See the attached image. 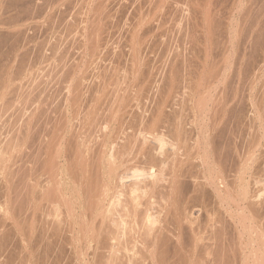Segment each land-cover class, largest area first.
<instances>
[{"label":"bare ground","instance_id":"1","mask_svg":"<svg viewBox=\"0 0 264 264\" xmlns=\"http://www.w3.org/2000/svg\"><path fill=\"white\" fill-rule=\"evenodd\" d=\"M142 1H147V4H148L147 7L148 8H145V9H148L147 12L144 14L141 11H139L141 13L137 12L138 15L135 18L131 17L133 19V21L129 20V23L127 22V25H125V26L122 25L121 29L119 26V29H120L119 30V34H120L119 36L121 38L116 33L118 28L116 31L114 30L116 27L114 29H110V26L108 25L110 20L107 18L108 13H106L105 11H99V9L102 5L99 7V9L97 8L99 12H96V14L93 17H91L92 18V21L90 19V21L92 22L91 26L88 25V23H90V22H88L89 18H88V21L86 20L88 22V23L86 22L88 26L84 25L85 22L83 23L84 27L81 25V27H83V29L80 28V29H82V31L80 30L81 35L83 37L82 39H86V40L85 41L83 40L82 42H81V40L79 41V43L81 42L80 44H78V45H80V49H81L79 57L77 58V56H76V60L74 59L73 62L70 61L69 64L66 62V64H68L67 65V68H68L67 72H68V74H70L67 76H70L71 80H70V84L67 85L68 87L67 88L64 87V90H66L67 93H66V95L63 94L64 96L62 95L63 96V98L61 99L62 105H61V108H59L60 110L58 112V115L54 118V120L51 121L47 117V119H49V120L46 122H44V120H43V123H45V124L47 122L48 123L46 125L44 124L45 126L40 125V127H42L40 129V127H37L38 123L42 119V117L40 119V115H41V113L46 114L47 112H41L39 114V116H37L38 113H36V112L33 113V111H36V108H32V106H31V109L32 110L34 109V110L33 111L31 110L32 112H30L29 115H27V116H25V114H23V116H25V118L22 117V118H24L22 120V124H20L21 122L20 123L17 122V124L19 126L18 125H16V126H18V128L14 129L13 128L14 125H13L12 127H10V132L6 129L9 132L7 134L5 132L6 130L4 129V126L6 124L4 123V121H2L4 118H6L5 115L7 113H5V115L3 116L4 111L1 110L2 108L0 109L3 112L2 113L0 111L1 112L0 113V264H14L15 261H17V264H39L40 261H42L41 255H39V252L37 253V251H41L40 250L41 248L40 249L36 248L35 249L36 251L34 250V248H35L34 246H38V244L33 245L34 243L29 242L28 243L29 245H25L28 237H30V239H31V235H28V234H30L31 232L33 233V231L28 233L24 230V221H26V219L23 220L24 216H22L24 214L26 215V213H24V211H26V208H27L25 206L26 205L28 206V204H26L27 200L29 198L28 192L30 194H31V192H33L31 194V196L34 193H36L39 196L41 195L40 198H42L43 194H45V193L47 194V192H49V191H54V193L56 194L55 190H58V189H56L58 187L59 188L58 191H59L60 198H61L60 201H62L66 205V208H67V210H64V211H68L69 209L71 210L72 207L74 209L75 206H72V201H70L69 198H67L66 195L62 193V185L63 184L60 181V178L57 177L58 172H59L57 169L59 168L60 165L61 166L64 165L63 167H65L63 170L64 171V177L69 174V178L73 182L72 183L73 186H71V187H72V190H74L73 194L76 195L78 201L80 202V207L83 208V211H85V212L87 211V214L92 219L96 220V224H95L96 227H94L95 225L93 226L94 229L91 231L90 234L85 235L84 232L81 233V235L77 234L79 237L78 240L83 239L86 244L88 243V248H91V247L93 248L94 252L91 251L93 253L92 254L93 255L92 262H95L93 264H96V263L97 264H145L148 261L147 259H150L151 261L150 260L149 261L153 264L156 263V261H154L155 259L153 258V256L155 254V251H157V250H155L156 247H154V246L158 243H163L164 240H168L167 230L169 229L166 226L168 228L166 230V227L164 226V224H165L164 220L166 218L163 219L164 222L161 220L164 224L159 225L160 219H162V218H160V216L161 215L167 216V215H163V214H165L169 211V207L172 208L171 204H170L171 202L172 203L174 202L172 206H174L175 207L174 209H177L179 212L180 208L179 209L177 208L179 206H176L175 201L176 202L181 201V200L183 201L184 198L186 199L187 197H185V196L188 195V191L192 192V191H196L198 189H203L206 186H209V187L211 186L213 190L210 192H213L212 193L213 196L210 195L209 193L208 194H209V196L214 198L213 200L218 202V205L220 203L222 205L225 204L224 207H230L234 204L235 208L238 209L239 215L241 214L240 210H239V208L241 209V207H240L241 204H244L245 207H248L251 210H253V209L258 210L259 211V212L257 211L258 215H259V213L260 214L264 213V203L257 200V198H259V196H261V195H259L260 193L257 194L258 193L256 191L257 189L256 190L253 189V185L257 182V180H255V179L260 177L261 175H264V165L262 164L263 161H262L261 155L260 156H261L262 162L259 163L258 161H256V157L254 155L255 150L252 151L248 148V151L246 154H244V152H243L244 156H241L242 153L239 154L238 152H236L237 154L234 156L232 154V156H230V158L227 159L225 164H220L221 167L218 164L213 163L215 166L216 165L219 166V167L217 166V168H214L210 164L209 165L207 164L206 158L203 156L204 154L203 155L201 154V150H200L202 148L201 147V144H202L201 139L203 137V134L208 135V133H209V132L207 133V130L205 129L206 124H204V126H203L204 121L201 122L202 119L204 120L205 118L208 117V116L206 117V114H205L206 108L204 107L207 104L203 106L201 104V102H199L198 100L195 102L193 100V97H194V94L196 93V91H195L197 88L196 86H198L197 84L199 83V81H198L199 76H201V73L203 75L205 65L208 62V61L206 62L207 57H209L208 55L212 56V54H210V53H212L213 51L212 52L208 51L209 50L208 48L209 47H210V49L214 48L213 46H215L217 43L216 38L214 39V34L216 31L215 26H217V25L212 20L210 21L209 18L206 17V15H203V13L199 17L195 16V15H194L195 17H193V12L191 11V9H189L190 12H192V13H190V15H192V17H186V19L184 18L186 21L185 23L180 22L182 24V26L184 24V26H183L184 29H180V32H181V36L185 35V37L187 39V43H186L185 42L186 39H185V37H183V39H185L184 42L186 43V46H187L186 50L189 48L188 46H190L192 43H195L197 41L201 42L202 46H201L200 53L205 52L204 55H206V56H202L203 55V53H202V55H201L202 58L199 57L202 60V62L196 63L198 65H195V63H193V55H191V54H193V51H195V50H192L193 48H190L192 50V51L191 50L189 51L190 54L188 53V51L185 54H183L182 51L181 52L179 51L180 50L179 48L178 49L176 48L174 50L172 48L173 46L171 47L173 50L167 48L164 55H162V57H163L162 59H161V57H160V59L158 57L159 60L156 59L157 61H154L151 59L152 58L151 55L153 52H155V51H153L154 44L158 43L157 42L158 39L155 41L154 36H156V33L159 31L157 29L158 26H159V28L162 27L163 25L161 26V24L164 21L163 18L160 17L159 14L157 15V11L161 7L162 8L164 6H165V8L168 7V5L166 2L167 0H142ZM111 2H112V0H111ZM169 5H170V3H169ZM190 5H193V4H190ZM91 7H93V6H91ZM171 7H172V5H171ZM138 9H139V7H138ZM138 9L136 8V10H138ZM21 10H23V8H21ZM175 10H176V8H175ZM127 11L129 12V10H127ZM167 11H169V10L167 9ZM134 13H132V14H134ZM88 14H91V13L88 12ZM162 14H164V13H161V15ZM188 14H189V12H188ZM208 14H209V12H208ZM121 15H122V13H121ZM166 17H167V15H166ZM207 18L209 21H207ZM12 19H10V20H12ZM72 19H74V18H72ZM80 19H81V17L78 20L79 22H80ZM107 19L109 20V22ZM0 20H1V18H0ZM82 21H85V20L82 19ZM178 21H179V18H178ZM164 23H165V21H164ZM171 25L172 24L168 25V27ZM72 26H74V25L72 24ZM172 26H174V25H172ZM182 26H181V28H182ZM76 27H77V25H76ZM166 27H167V25H166ZM162 28H165V27H162ZM162 28H160V29H162ZM156 29L158 31H156L155 34H153L154 30H156ZM171 29H172V27H171ZM231 29H232V25H231V28H229L227 25L226 28L224 29V30H226L225 31L226 34H223V35H227V38L225 36L223 37V38H226L225 43L231 40L230 34L233 31V30L231 31ZM164 30H166V29H164ZM164 30H162V31L164 32ZM19 31H20V29H19ZM75 31H77V30H75ZM115 33L117 34L116 36H118L119 39H117V37L115 36ZM173 33H175V31ZM196 33L198 34V37L196 36ZM67 34H70V33H67ZM163 34H162V36H163ZM168 34H166V35H168ZM170 34H171V31H170ZM72 35H73V33H72ZM159 36H161V35H159ZM165 36L163 39H165ZM177 37L179 39V36H177ZM199 37H202V39L201 40L197 39ZM68 38H70V37H68ZM18 39H20V38L18 37ZM166 39H165V41L159 40V44L161 47L159 45L158 46L160 48H162V50H164L163 47L165 46V42L167 41ZM188 42L190 43L189 45H188ZM223 42H224V40H223ZM24 43H25V40H24ZM11 44H12V42H11ZM51 44H54V42ZM199 44L200 43H198V45ZM69 45H70V43H69ZM179 45H181V44H179ZM193 45H191V47ZM47 47H48V45H47ZM62 47H63V45H62ZM71 47H73V46H71ZM156 47H157V44H156ZM203 48H204V51H203ZM226 49L224 48V50H226ZM7 50H9V48ZM54 50L56 51L55 48H54ZM64 50H65V48H64ZM64 50H63V52H64ZM66 50H68V49H66ZM13 51H14V49H13ZM183 51H185V50H183ZM60 52H62V51H60ZM223 53H224V51H223ZM62 55L60 57H63ZM56 56H57V51H56ZM213 56H214V54H213ZM195 57H196V55H195ZM227 57H229V56H227ZM66 59L68 60V57ZM65 60H63L61 63H64ZM106 60H107V62H106L107 64L104 63V61H106ZM212 61H213V59H212ZM58 62H60V61H58ZM25 63H24V65H25ZM115 63L116 64L117 63L118 64L123 63V68L125 69V74L124 75L122 74V77L120 75L121 79L119 78V76L117 77V75L119 74V72H121L122 68L120 69V71H118V74H116L117 73L116 71L118 69L116 70L117 66L115 67ZM204 63H205V65H204ZM55 64H56V62H55ZM21 66H23V65H21ZM63 66H64V64H63ZM120 66H122V64H120ZM65 68H63V69L65 70ZM223 68H225V67H223ZM61 70H62V66H61ZM98 71H99L100 75L102 73L101 76L99 75ZM123 71L124 70L122 69V73H123ZM8 72H10V71H8ZM62 72H63V70H62ZM95 72H97V74L99 75V76H97L99 80L96 79L97 74L94 75ZM29 73H28V75H29ZM93 75L96 77L95 79L97 81H94V79H93V82H91V84H88V80H90V78L94 77ZM11 77H12V73H11ZM8 81L9 80L2 73V75H0V101H1V99H3V96L5 95L6 91H8V88H9L8 87L9 84L7 83ZM90 81H92V80H90ZM58 82H60V81L58 80ZM200 82H201V79H200ZM218 82H219V80H218ZM194 84H196V85H194ZM199 84H201V83H199ZM19 87L17 89H19ZM10 89H11V91H13L12 88H10ZM130 89H132V90H130ZM198 89H200V88L198 87ZM206 90H208V89H206ZM15 91H16V88H15ZM261 94H262V92H261ZM195 95H197V94H195ZM203 95H204V93H203ZM36 97H37V95H36ZM203 97H205V95ZM215 97H217V96H215ZM203 99H201V100L203 101ZM208 99L210 100L211 98H208ZM218 99H220V98H218ZM231 99H233V98H231ZM205 100H206V98H205ZM223 103H224V101H223ZM7 104L8 103H6L5 106H7ZM209 104H210V102H209ZM218 104H221V102ZM59 105H57V107ZM260 105H261V103H260ZM44 106L45 105L43 104V107ZM225 106L227 107V110H225L226 109L225 108V109H222L221 111L222 112L223 111H228V112L230 111L231 112L230 107H228L229 105L226 104ZM225 106H223V107H225ZM1 107H3V106L1 105ZM3 109H5V108H3ZM51 109H53V107ZM212 109H210V110L212 111ZM8 110H10V109L8 108ZM39 110H41V109L39 108ZM39 110L37 112H39ZM21 111H22V109H21ZM21 111H20V113H21ZM232 111H234V109ZM48 112H49V110H48ZM212 112H214V111H212ZM212 112H210L211 115H212ZM12 113H14V111ZM223 113L225 114V112H223ZM43 114H42V116H43ZM45 114H44V118H45ZM207 115H208V113H207ZM214 115L215 114H213V116ZM2 116L4 118H2ZM260 116L261 115H259V117ZM18 118H19V116H18ZM213 118H216V117H213ZM217 118H219V117H217ZM7 119H8V117H7ZM10 119H12L11 116H10ZM47 119H45V120H47ZM15 120H17V119H15ZM210 120H211V122L208 120L210 123L214 122V119H213V121H212V118ZM256 120H257V118H256ZM263 120H264V118H263ZM216 122H217V120H216ZM206 123H208V122L206 121ZM235 123H236V121L234 122V124ZM9 124H11V123H9ZM48 124H49V126H48ZM253 124L255 125L254 121H253ZM263 124H264V122H263ZM211 125L213 126V124H211ZM203 127H205V128L203 129ZM255 127H254V129H255ZM36 128L37 129L39 128L42 131L41 134H43V135H39L40 131L38 132L36 130ZM207 129H210V127ZM213 129H214V126H213ZM254 129H253V131H254ZM3 130H5V131H3ZM215 130H216V128H215ZM217 130H218V126H217ZM262 130H263V133L259 134V137L257 135L258 132H256L257 138H259V139L264 138V129L262 128ZM36 131L38 132V134H35ZM3 132H5V134H3ZM226 133L224 135H226ZM210 134L211 133H209V135ZM248 134H249V132H248ZM36 135H39V136H36ZM220 135H222V134H220ZM43 136L45 138H43ZM254 136H255V134H254ZM206 137L207 136H205V138ZM230 138H232V137H230ZM253 138H255V137H253ZM212 139L209 140V142L212 141ZM254 140L255 139H253V141ZM227 141H229V140H227ZM203 142H205V141H203ZM249 142H250V139H249ZM258 142H259V140H258ZM258 142L255 141V143H258ZM214 144H215V142H214ZM246 145H248V144H246ZM253 145H254V142H253ZM222 146L220 147V149L222 148ZM250 146H251V144L249 145V147ZM209 147H210V144H209ZM212 147H210V148H212ZM215 147H216V145H215ZM261 147L264 148V143H262ZM235 148H237V147H235ZM215 150H217V147L215 148ZM218 151H219V148H218ZM218 151H217V153H218ZM225 151H227V150L225 149ZM14 152L16 155L15 154L13 155ZM204 152H205V150H204ZM231 152H233V151L231 150L229 155H231ZM245 152H246V149H245ZM34 153L35 154L37 153V154L35 155ZM206 154H208V152ZM224 154H227V153H224ZM34 155H35V160H36V157L38 159L37 163H42L40 165L44 164L49 169L54 170V172L51 171V173H53V174L49 173L51 175L50 178L47 177V179H46L48 182V184L46 183L47 185L44 184L43 186L42 185L40 186L39 182H38V184L36 183V185H33V183H31V182L29 183V181H30L29 177L31 176V172H32L31 170L33 169V167L31 169H29L31 166V164H30L29 168L27 169L26 163L28 161L30 162V160L32 158L34 160ZM257 155H259V154H257ZM14 156H16V157H14ZM210 156H211V154H210ZM15 159H17V160H15ZM218 159H219V157H218ZM60 161H61V164H60ZM18 162H19V164H18ZM216 162H218V160ZM220 163H222V162H220ZM142 164L145 166H142ZM14 165L15 166L17 165V169L14 168ZM28 165H29V163H28ZM192 167H194L195 171L192 170ZM35 168H36V166H35ZM35 168H34V170H35ZM40 168H41V166H40ZM42 169H43V166H42ZM44 169H45V167H44ZM60 169H61V167H60ZM38 172H40V171H38ZM46 173H47V171H46ZM14 175H15V177L17 175V180H15V181H14V179H15ZM58 178H59V181L56 182L58 180ZM261 179H263V178H261ZM42 181H43V179H42ZM53 184L56 185V188L53 187ZM67 185H69V184H67ZM257 185L258 184H256L255 186H257ZM36 186H38L39 189L36 190V188H38ZM30 189H31V192H30ZM203 192H204V189H203ZM36 194H34V196L36 197V200H37L38 196H36ZM50 194H53V193H50ZM257 195H258V197H257ZM57 196H58V193H57ZM46 197H48V195H46ZM195 197H197V196H195ZM202 197L203 196L201 195V198ZM32 198H34V197L32 196ZM49 198H51V196ZM29 199H31V198H29ZM157 199L160 200L159 202H161V201H163V202L159 203ZM197 199H198V197H197ZM205 199H206V194H205ZM74 200H75V198H74ZM31 201H33V200H31ZM60 201H58V203H57L58 205H59ZM185 201H184V203H186ZM28 203H30V202L28 201ZM35 203H32L33 205H31L33 207L32 214H34V212L37 209L42 208L41 206L39 207V204L36 201H35ZM47 203H48V201H47ZM52 203H53V200H52ZM209 203H211V201ZM194 204H196V203H194ZM206 204H207V202H206ZM54 205L56 206V204H54ZM180 205L183 206V204H180ZM188 205H190V204H188ZM202 205H201V207H202ZM29 206H30V204H29ZM207 206L209 207V205H207ZM203 207H204V205H203ZM213 207H215V206H212V209H213ZM188 208H190V207H188ZM199 208H200V206H199ZM56 209L57 210H54V212L56 211V215H57V211L59 209L57 207H56ZM249 209H247V211L246 210L245 211L248 212ZM186 210L184 212H186ZM205 210H207V209H205ZM243 210H244V208H243ZM163 211H165V213ZM181 211L182 212H180V213L182 215L183 210H181ZM199 211H200V209H199ZM214 211H216V210H214ZM229 211H231V209ZM255 211H253V212H255ZM79 212L81 213V211H79ZM162 212H163V214H161ZM170 212H171V210H170ZM178 212H173V213L176 214ZM234 212H235V210H234ZM250 212H251V216H252V214L253 215L255 214L252 211H250ZM250 212H249V214H250ZM44 213H46V212H44ZM60 213H63V210ZM73 213H74V211H73ZM73 213H72V216H73ZM218 213H223V211L222 212L219 211ZM69 214H67L68 219H69ZM83 214H85V213H83ZM233 214H235V213H233ZM184 215H183V218H184ZM30 216H31V214H30ZM21 217H23V218H21ZM64 217L66 219V216H64ZM78 217H80L79 214H78ZM170 217L172 218V216H170ZM170 217H169V219L166 220L167 221L166 223L172 222V221H170ZM202 217H204V216H202ZM237 218H239V217L236 216V219ZM248 218H250V216H248ZM65 219H63V220H65ZM88 219H89V217H88ZM176 219H175V221H178V223H176V222L175 223L180 224L182 219H179V217L178 218L176 217ZM187 219H188V217H187ZM250 219H257V218H250ZM57 220H58V218H57ZM172 220H174V216H173ZM191 220H192V218H191ZM216 220H218V219H216ZM58 221H55V222L58 223ZM61 221H62V219H61ZM67 221H69V220H67ZM208 221H205V222H208ZM230 221H232V220H230ZM255 221H257V220H255ZM258 221H260V220H258ZM27 222H25V223H27ZM32 222L34 223V221H32ZM65 222L66 221H64L63 223L65 224ZM81 222H83V221H81ZM93 222H95V221H93ZM68 223L70 225L71 221ZM68 223H67V225H68ZM236 223H238V222H236ZM240 223L243 224V225H240V224L239 225L241 227L242 226L244 227L243 229L249 235V237L251 236V238H253L252 232L254 233L255 229H252V228H253L254 224L252 223L253 226H251L250 225L251 223L250 224L246 223L244 216L240 220ZM257 223H259V222H257ZM62 224H59V225H62ZM71 224H74V223H71ZM82 224H84V223H82ZM170 224L172 225V223H170ZM186 224L188 225V223H186ZM262 224H263V222H262ZM262 224H261V226H262ZM173 225H175V224H173ZM181 225L182 224H180V226ZM257 225L259 226V224H257ZM29 226L30 225H28V227ZM70 226H69V228H70ZM180 226H178V227L180 228ZM58 227H57V229H58ZM80 227L82 230V227L84 228V225H82V226L80 225ZM89 227H90V225H89ZM175 227H177V226H175ZM188 227H189V225H188ZM42 228L44 229V226ZM190 228L191 227H189V229ZM259 228L262 229V227H259ZM60 229H61V227H60ZM243 229H242V233H243ZM256 229H257V227H256ZM70 230H72V229H70ZM169 230H170V232L172 231V229H169ZM173 230H174V227H173ZM219 230H220V228H219ZM35 231L36 230H34V233H35ZM54 231H56V228ZM83 231H84V229H83ZM234 232L237 233V231H234ZM191 233H193V232H191ZM191 233H190V235H191ZM194 233L191 235L190 243L193 244L196 248V246L197 247L200 246L199 244L201 242L199 243V240H201V239L196 237L197 233L196 234H194ZM215 233H216V231H215ZM256 233H257V231H256ZM261 233H258L257 235L259 237L263 236L264 233H263V235ZM70 234H72V233L69 232V235L67 237H69ZM36 235H38V234H36ZM170 235L171 234H169V236ZM243 235H245V234H243ZM12 236H13V238H15L14 236H16L18 242L20 243L19 245H17V247L15 246L16 250L18 252L16 250H14L13 247H10L11 241H14V240H12L13 239ZM63 236H64V234H63ZM177 236L178 235H176L175 237L177 238ZM240 236L238 235V237H240ZM258 236H256V237L258 238ZM40 237H41L40 242H42L44 239L42 240L41 235H40ZM198 237H199V234H198ZM242 237L243 236H241V238ZM56 239H57V237H56ZM72 239H73V237H72ZM179 239L180 238H178L176 240H179ZM183 239H181V241ZM233 239H234V237H233ZM239 239H238V244H239ZM254 239H256V238L254 237ZM261 239H263V241H264V238H261ZM172 241H170V242H172ZM33 242H34V240H33ZM69 242H71V239L69 240ZM140 242H142V243L145 242L147 244H141ZM36 243H37V240H36ZM90 243H92V245ZM138 243H140L141 245H145V246H143V249H145V251L142 254H141V252H142L141 249L138 248ZM243 243H245V242H243ZM260 243H261V241H260ZM15 244H17V242ZM79 244H80V241H79ZM201 244L204 245L203 243H201ZM205 244H206V242H205ZM249 244H251V243H249ZM168 245H170V244H168ZM168 245H164V246H168ZM176 245H178V244H176ZM193 245L190 247H193ZM263 245H264V243L261 245V247ZM48 246L49 245L47 244L46 247H48ZM83 246H82V248H83ZM158 246H160V245L158 244ZM186 246H187V244H186ZM39 247H40V245H39ZM42 247H43V249L46 250V248L44 246H42ZM177 247H179V246H177ZM181 247H182V245H181ZM181 247H179V248H181ZM10 248L11 249L13 248L14 251H12ZM73 248H74V245H73ZM223 248L224 247H222V249ZM256 248L258 249V247H256ZM162 249H164V248H162ZM209 249H211V248H209ZM48 250H50V249H48ZM90 250H92V249H90ZM159 250H160V248H159ZM185 250H186V248H185ZM251 250H252V247H251ZM160 251L158 253H160ZM181 252H182V249H181ZM184 252H183V256H184ZM192 252L193 251H191V254H192ZM41 253L43 254V252H41ZM76 253H77V251H76ZM189 253H190V251H189ZM193 253H195V251ZM213 253L215 254V252H213ZM218 253H219V251H218ZM254 253H256V251ZM45 254L46 253H44V256H47ZM87 255H88V253H87ZM160 255H161V257L165 258V256H162V254H160ZM160 255L158 256V254H156V256H158L159 258H160ZM198 255L199 254H196L197 258H198ZM247 256H248V253H247ZM77 258H79V257H77ZM87 258H91V256L87 257ZM179 259H180V257H179ZM191 259L195 260V256H194V258H191ZM199 259H201V258H199ZM254 259H255V257H254ZM86 260L88 261V259H86ZM162 260H161V264H162ZM243 260H245V259H243ZM256 260H258V259H256ZM144 261H146V262L144 263ZM224 261H227V260H224ZM185 262H187V261L185 260ZM198 262H199V260H198ZM157 263H159V261ZM169 263H170V261H169ZM90 264H91V259H90ZM165 264H167V263H165ZM172 264H174V263L172 262Z\"/></svg>","mask_w":264,"mask_h":264},{"label":"rangeland","instance_id":"2","mask_svg":"<svg viewBox=\"0 0 264 264\" xmlns=\"http://www.w3.org/2000/svg\"><path fill=\"white\" fill-rule=\"evenodd\" d=\"M14 1V2H13ZM132 1V2H131ZM140 1V2H139ZM10 2V3H9ZM118 2V3H117ZM167 5L168 7L165 8V6L162 8H160L157 11V15L159 14L160 17L163 18V23L161 24L162 28L160 29L158 26V30H154L153 34H155L156 31H158L156 33V36H154L155 41L157 40L158 43L157 47L156 44H154L153 47V52L151 55V59L154 61H157L163 58L162 55H164L165 51L168 49H180L179 51L183 54H185L187 51L190 54V48H193V63H195V65H198L196 63L198 62H202V60L200 58H202V56H206L204 55L205 52L200 53L201 51V42L197 41L195 43H192L191 45H193L191 47L188 46L189 50L186 46L187 43V39L185 37V35L181 36V32L180 29H184V24L182 26L181 23H185V19L186 17H192V15H190V13L193 12V17L195 16H200L202 15H206V17L209 18V20L215 22V24L217 26L216 27V31L214 34V39L216 38V47L213 46L214 48L210 47L208 48L211 55H208L209 57H207V64L205 65V69L203 71V75L201 73V76H199V83L201 84H197L198 86H196V93L197 95L194 94L193 100L196 102L197 100L199 102H201V104L206 108L205 110V114L206 117L204 120L202 119L201 122H203V126L204 124L205 127H203V129L205 128L207 130V133H211L209 135H204L202 137V144H201V154L206 158L207 164L213 166L214 168H217V166L219 165L221 167L220 164H225V162L227 161L228 158H230V156L236 155L238 152L239 154H241V156H244V154L247 153L248 148L252 151L255 152V157H256V161H258L259 163H261L264 165V148L261 147L262 143H264V138H257V135L259 137V134L263 133L262 128L264 129V0H167ZM190 2V3H189ZM96 3V4H95ZM98 3V4H97ZM101 3V4H100ZM143 3V4H142ZM170 3V5H169ZM196 3V4H195ZM193 4V5H190ZM103 7H102V6ZM132 5V6H131ZM142 5V6H141ZM146 5V6H145ZM147 1H142V0H0V75H3L9 80L7 83L8 85V91H6L5 95L3 96V99H1L0 101V109L2 111H4L3 116L5 115V113H7L5 115L6 118H4L2 116V118L4 119L2 121H4V123L6 124L4 126V129L8 130L10 132V127L16 129L18 128V123L22 124V120L25 118V116L29 115L30 112H32L33 110L32 108H36V111H33L38 113L37 116H39V114L41 112H47L45 114V118H44V114L41 113L40 115V119L42 117V119L40 120V122L38 123L37 127H40V125L45 126L46 124L43 123L48 121L49 119L52 121L54 120V118L58 115L59 112V108H61L62 105V98L64 95H66V90H64V87L67 88L68 84H70V75L68 74L67 70V65L70 63V61H74V59L76 60V56L77 58L79 57L80 54V44L83 40L85 41L86 39H82V35H81V31L84 27V25H88L91 26V21L92 18L96 12L99 11H105L106 13H108V25L110 26V29H114L115 27V31L117 30V34L118 36L119 34V30L121 29L122 25H127V22L129 23V20L133 19L131 17H136L138 15L137 12L141 11L142 13H146L148 9L147 7ZM172 5V7H171ZM189 5V6H188ZM6 6V7H5ZM15 6V7H14ZM93 6V7H91ZM101 6V7H100ZM105 6V7H104ZM139 9H138V7ZM179 6V7H178ZM4 7V8H3ZM91 7V8H90ZM100 7V9H99ZM126 7V8H125ZM129 7V8H128ZM135 9H134V8ZM204 7V8H203ZM21 8H23V10H21ZM99 11H98V9ZM125 10H124V9ZM136 8L138 10H136ZM141 8V9H140ZM176 8V10H175ZM4 9V10H3ZM90 9V10H89ZM106 9V10H105ZM134 9V10H133ZM163 9V10H162ZM167 9L169 11H167ZM192 12H190V10ZM193 9V10H192ZM197 9V10H196ZM201 9V10H200ZM18 10V11H17ZM20 10V11H19ZM93 10V11H92ZM129 10V12L127 11ZM208 10V11H207ZM11 11V12H10ZM186 11V12H185ZM4 12V13H3ZM23 12V13H22ZM83 12V13H82ZM91 13V14H88ZM128 12V13H127ZM135 12V13H134ZM139 12V13H141ZM189 12V14H188ZM196 12V13H195ZM206 12V13H205ZM209 12V14H208ZM78 13V14H77ZM82 13V14H81ZM122 13V15H121ZM134 13V14H132ZM161 13H164L161 15ZM74 14V15H73ZM131 14V15H130ZM179 14V15H178ZM184 14V15H183ZM72 15V16H71ZM135 15V16H134ZM167 15V17H166ZM190 15V16H189ZM195 15V16H194ZM209 15V16H208ZM4 16V17H3ZM12 16V17H11ZM84 16V17H83ZM87 16V17H86ZM110 16V17H109ZM129 16V17H128ZM175 16V17H174ZM178 16V17H177ZM181 16V17H180ZM213 16V17H212ZM80 22L78 21L79 18ZM112 17V18H111ZM3 18V19H2ZM6 18V19H5ZM14 20H13V19ZM74 18V19H72ZM85 18V19H84ZM89 18V21H88ZM179 18V21H178ZM185 18V19H184ZM207 18V21H209ZM211 18V19H210ZM12 19V20H10ZM20 21H19V20ZM85 20V21H82ZM91 19V21H90ZM112 19V20H111ZM184 19V20H183ZM9 20V21H8ZM75 20V21H74ZM88 22H87V21ZM173 20V21H172ZM15 21V22H14ZM82 21V22H81ZM184 21V22H183ZM8 22V23H7ZM73 22V23H72ZM77 22V23H76ZM86 24H85V23ZM124 22V23H123ZM170 22V23H169ZM181 22V23H180ZM3 23V24H2ZM7 23V24H6ZM18 23V24H17ZM84 23V25H83ZM112 23V24H111ZM120 23V24H119ZM126 23V24H125ZM9 24V25H8ZM69 24V25H68ZM72 24L74 26H72ZM174 25V26H169L168 25ZM230 24V25H229ZM17 25V26H16ZM30 25V26H29ZM77 25V27H76ZM81 25L83 27H81ZM87 25V26H88ZM117 25V26H116ZM167 25V27H166ZM228 25L229 28H231L232 25V29L231 31L235 30L234 32L232 31V33L230 34L231 36V40L225 43V39L227 38V35H223L226 34L224 30L226 28V26ZM33 26V27H32ZM120 26V29H119ZM182 26V28H181ZM19 27V28H18ZM32 27V28H31ZM35 27V28H34ZM79 27V28H78ZM112 27V28H111ZM172 27V29H171ZM8 28V29H7ZM23 28V29H22ZM73 30H72V29ZM75 28V29H74ZM82 28V29H80ZM175 28V29H174ZM177 28V29H176ZM3 29V30H2ZM20 29V31H19ZM68 29V30H67ZM166 29V30H164ZM77 30V31H75ZM81 30V31H80ZM164 30V32L162 31ZM169 30V31H168ZM19 31V32H18ZM166 31V32H165ZM171 31V34H170ZM175 31V33H173ZM3 32V33H2ZM10 32V33H9ZM22 32V33H21ZM70 34H67V33ZM224 32V33H223ZM25 33V34H24ZM73 33V35H72ZM115 33V36L117 35ZM161 33V34H160ZM168 34V35H164V34ZM178 33V34H177ZM163 34V36H162ZM261 34V35H260ZM15 35V36H14ZM17 35V36H16ZM77 35V36H76ZM161 35V36H159ZM233 35V36H232ZM81 36V37H80ZM117 37V39H119V37ZM158 36V37H157ZM165 36V39L167 40L165 42V46L163 47L164 50H162V48H160V44H159V40L162 41L165 39H163ZM179 36V39L178 37ZM181 36V37H180ZM196 36L198 37V34L196 33ZM226 38H223V37ZM3 37V38H2ZM18 37L20 39H18ZM28 37V38H27ZM70 37V38H68ZM74 37V38H73ZM183 37H185V39H183ZM233 37V38H232ZM15 38V39H14ZM87 38V37H86ZM121 38V37H120ZM153 38V39H154ZM161 38V39H160ZM170 38V39H169ZM181 38V39H180ZM2 39V40H1ZM17 39V40H16ZM76 39V40H75ZM79 39V40H78ZM116 39V40H117ZM177 41H176V40ZM197 39H202V37H199ZM15 40V41H14ZM25 40V43H24ZM75 40V41H74ZM81 40V42L79 43V41ZM171 40V41H170ZM185 40V42H184ZM224 40V42H223ZM77 41V42H76ZM119 41V40H118ZM12 42V44H11ZM16 42V43H15ZM54 44H51L53 43ZM66 44H65V43ZM70 45H69V43ZM76 42V43H75ZM190 42V41H189ZM188 42V45L190 44ZM230 42V43H229ZM14 43V44H13ZM19 43V44H18ZM61 43V44H60ZM63 43V44H62ZM176 43V44H175ZM185 43V44H184ZM198 43H200L198 45ZM224 43V44H223ZM16 44V45H15ZM181 44V45H179ZM184 44V45H183ZM228 44V45H227ZM11 47H10V46ZM19 45V46H18ZM48 45V47H47ZM54 45V46H53ZM65 50H64V48ZM160 47H159V46ZM52 46V47H51ZM59 46V47H58ZM66 46V47H65ZM73 46V47H71ZM80 49H78L77 47ZM173 46V47H172ZM227 46V47H226ZM9 50H7L8 48ZM58 47V48H57ZM71 47V48H70ZM172 47V48H171ZM175 47V48H174ZM204 47V46H203ZM226 50H224V48ZM232 47V48H231ZM27 48V49H26ZM49 48V49H48ZM54 48L57 51V56H56V51L54 50ZM63 48V49H62ZM77 50H76V49ZM184 48V49H183ZM14 49V51H13ZM25 49V50H24ZM29 49V50H28ZM54 51H53V50ZM62 49V50H61ZM68 49V50H66ZM172 49V50H173ZM185 51H183V50ZM200 49V50H199ZM215 49V50H214ZM16 50V51H15ZM51 50V51H50ZM62 52H60V51ZM64 50V52H63ZM74 50V51H73ZM160 50V51H159ZM191 50V51H192ZM228 50V51H227ZM20 51V52H19ZM53 51V52H52ZM66 51V52H65ZM70 51V52H69ZM204 51V48H203ZM224 51V53H223ZM9 52V53H8ZM13 52V53H12ZM15 52V53H14ZM19 52V53H18ZM76 52V53H75ZM160 52V53H159ZM227 52V53H226ZM23 53V54H22ZM63 55H62V54ZM67 53V54H66ZM74 53V54H73ZM168 53V52H167ZM200 53V54H199ZM209 53V52H208ZM229 53V54H228ZM9 54V55H8ZM26 54V55H25ZM41 54V55H40ZM46 54V55H45ZM156 54V55H155ZM214 54V56H213ZM224 54V55H223ZM227 54V55H226ZM16 55V56H15ZM21 55V56H20ZM48 55V56H47ZM55 55V56H54ZM63 57H60V56ZM65 55V56H64ZM159 55V56H158ZM167 55V54H166ZM196 55V57H195ZM202 55V56H201ZM46 56V57H45ZM55 58H54V57ZM225 56V57H224ZM229 56V57H227ZM15 57V58H14ZM41 57V58H40ZM43 57V58H42ZM49 57V58H48ZM60 57V58H59ZM68 57V60L66 59ZM75 57V58H74ZM159 57V59H158ZM200 57V58H199ZM45 58V59H44ZM58 58V59H57ZM44 59V60H43ZM66 59V60H65ZM157 59V60H156ZM213 59V61H212ZM226 59V60H225ZM63 60H65L64 63H61ZM201 60V61H200ZM60 61V62H58ZM69 61V62H68ZM218 63H217V62ZM26 62V63H25ZM56 62V64H55ZM66 62L68 64H66ZM106 61H104L105 64ZM25 63V65H24ZM50 63V64H49ZM61 63V64H60ZM213 63V64H212ZM227 63V64H226ZM64 64V66H63ZM120 64H122V66H120ZM120 64H116L115 63V67H116V74H118V71H120V69L122 68L124 71L122 73V69L121 72H119V74L117 75V77L119 76V78L121 79L122 74H125V69L123 68V63ZM4 65V66H3ZM23 65V66H21ZM56 65V66H55ZM59 65V66H58ZM62 66V70H61V66ZM119 65V66H118ZM226 65V66H225ZM41 66V67H40ZM48 68H47V67ZM52 66V67H51ZM55 68H54V67ZM58 66V67H57ZM3 67V68H2ZM6 67V68H5ZM13 67V68H12ZM23 67V68H22ZM45 67V68H44ZM66 67V68H65ZM119 67V68H118ZM225 67V68H223ZM17 68V69H16ZM59 68V69H58ZM65 68V70L63 69ZM4 69V70H3ZM20 69V70H19ZM24 69V70H23ZM45 69V70H44ZM58 69V70H57ZM10 71V72H8ZM12 71V72H11ZM59 71V72H58ZM65 71V72H64ZM6 72V73H5ZM18 72V73H17ZM30 72V73H29ZM55 72V73H54ZM58 72V73H57ZM67 72V73H66ZM256 72V73H255ZM11 73H12V77H11ZM23 73V74H22ZM29 73V75H28ZM64 73V74H63ZM99 73V71H98ZM121 73V74H120ZM6 74V75H5ZM57 74V75H56ZM66 74V75H65ZM97 72L94 73V75H96ZM222 74V75H221ZM224 74V75H223ZM8 75V76H7ZM16 75V76H15ZM18 75V76H17ZM20 75V76H19ZM93 75V76H94ZM100 75V73H99ZM98 74L96 75L99 76ZM102 75V73H101ZM100 75V76H101ZM121 75V77H120ZM58 76V77H57ZM62 76V77H61ZM67 76V77H66ZM221 76V77H220ZM255 76V77H254ZM9 77V78H8ZM24 77V78H23ZM69 77V78H68ZM95 76L90 78V80H88V84H91V82L97 81L99 80L98 77L96 78ZM201 77V78H200ZM15 78V79H14ZM57 78V79H56ZM97 80H96V79ZM204 78V79H203ZM14 79V80H13ZM23 79V80H22ZM63 79V80H62ZM68 79V80H67ZM201 79V82H200ZM259 79V80H258ZM58 80L60 82H58ZM219 80V82H218ZM69 81V82H68ZM10 82V83H9ZM13 84H12V83ZM17 82V83H16ZM43 82V83H42ZM207 82V83H206ZM250 82V83H249ZM15 83V84H14ZM67 83V84H66ZM12 84V85H11ZM64 84V85H63ZM218 84V85H217ZM11 85V86H10ZM14 85V86H13ZM18 85V86H17ZM23 85V86H22ZM196 85V84H194ZM17 86V87H16ZM20 86V87H19ZM61 86V87H60ZM252 86V87H251ZM16 91H15V88ZM19 87V89H17ZM59 87V88H58ZM198 87L200 89H198ZM213 87V88H212ZM13 91H11V89ZM21 88V89H20ZM204 89V90H203ZM208 89V90H206ZM225 89V90H224ZM7 90V89H6ZM61 90V91H60ZM132 90V89H130ZM251 90V91H250ZM68 91V90H67ZM15 94H14V93ZM40 92V93H39ZM262 92V94H261ZM11 93V94H10ZM13 93V94H12ZM205 97H203L204 95ZM222 93V94H221ZM233 93V94H232ZM64 94V95H63ZM210 94V95H209ZM213 94V95H212ZM37 95V97H36ZM63 95V96H62ZM203 95V96H202ZM209 95V96H208ZM217 97H215V96ZM12 96V97H11ZM35 96V97H34ZM49 96V97H48ZM228 96V97H227ZM235 96V97H234ZM252 96V97H251ZM6 98V99H5ZM35 98V99H34ZM204 98V99H203ZM206 98V100H205ZM208 98H211L210 100ZM220 98V99H218ZM233 98V99H231ZM31 101H30V100ZM42 99V100H41ZM50 99V100H49ZM203 99V101L200 100ZM217 101H216V100ZM233 100V101H232ZM259 100V101H258ZM30 101V102H29ZM56 101V102H55ZM205 101V102H204ZM210 104H209V102ZM212 101V102H211ZM219 101V102H218ZM224 101V103H223ZM231 101V102H230ZM47 102V103H46ZM204 102V103H203ZM214 102V103H213ZM221 104H218L220 103ZM7 104V106H5V104ZM31 103V104H30ZM45 105L43 107V104ZM46 103V104H45ZM212 103V104H211ZM258 103V104H257ZM261 103V105H260ZM34 104V105H33ZM53 104V105H52ZM60 104V105H59ZM217 104V105H216ZM229 105L228 107H230L231 112L229 113L228 111H223L225 112V114L221 111L222 109L227 110V107L225 105ZM1 105L3 107H1ZM57 105H59L57 107ZM219 105V106H218ZM259 105V106H258ZM28 106V107H27ZM211 106V107H210ZM225 106V107H223ZM262 106V107H261ZM38 107V108H37ZM53 107V109L51 108ZM212 109V112L210 109ZM5 108V109H3ZM8 108L14 113H12L10 110H8ZM26 110H24V109ZM39 108L41 110H39ZM50 108V109H49ZM204 108V109H205ZM220 108V109H219ZM18 109V110H17ZM22 109V111H21ZM46 109V110H45ZM234 109V111H232ZM0 110V111H1ZM7 110V111H6ZM29 110V111H28ZM32 110V111H31ZM39 110V112H37ZM49 110V112H48ZM217 110V111H216ZM261 110V111H260ZM1 111V112H2ZM6 111V112H5ZM21 111V113H20ZM24 111V112H23ZM57 111V112H56ZM208 111V112H207ZM0 112V113H1ZM54 112V113H53ZM212 112V115L211 113ZM220 112V113H219ZM228 112V113H227ZM3 113V112H2ZM16 113V114H15ZM208 113V115H207ZM223 113V114H222ZM23 114H25V116H23ZM43 114V116H42ZM50 114V115H49ZM210 114V115H209ZM213 114H215L213 116ZM241 114V115H240ZM243 114V115H242ZM255 116H254V115ZM2 115V114H1ZM47 115V116H46ZM245 115V116H244ZM259 115H261L259 117ZM10 116L12 119H10ZM14 116V117H13ZM19 116V118H18ZM51 116V117H50ZM234 116V117H233ZM263 116V117H262ZM24 117V118H22ZM47 117L49 119H47ZM212 121L214 119V122H211V118ZM216 117V118H213ZM219 117V118H217ZM236 117V118H235ZM239 117V118H238ZM247 117V118H246ZM39 118V117H38ZM224 118V119H223ZM254 118V119H253ZM257 118V120H256ZM260 118V119H259ZM11 121H10V120ZM17 119V120H15ZM47 119V120H45ZM223 119V120H222ZM226 119V120H225ZM235 119V120H234ZM9 120V121H8ZM20 120V121H19ZM210 122H209V121ZM217 120V122H216ZM206 121L208 123H206ZM236 121V123L234 124V122ZM253 121L255 123V125L253 124ZM16 122V123H15ZM249 122V123H248ZM3 123V124H4ZM11 123V124H9ZM42 123V124H41ZM215 123V124H214ZM228 123V124H227ZM258 123V124H257ZM261 123V124H260ZM45 124V125H44ZM208 124V125H207ZM213 124V126L211 125ZM217 124V125H216ZM219 124V125H218ZM18 125V126H16ZM230 127H229V126ZM253 125V126H252ZM257 125V126H256ZM261 125V126H260ZM7 126V127H6ZM49 126V124H48ZM216 126V127H215ZM217 126H218V130H217ZM233 126V127H232ZM238 126V127H237ZM251 126V127H250ZM256 126V127H255ZM263 126V127H262ZM9 127V128H8ZM210 129H207L209 128ZM229 127V128H228ZM235 127V128H234ZM257 130H255L254 129ZM42 127H40L41 129ZM216 128V130H215ZM12 129V128H11ZM13 129V130H14ZM39 129V128H38ZM36 128V130L40 133L39 135H43L41 134V130H38ZM254 129V131H253ZM3 130V131H5ZM5 131L7 134L9 133L8 131ZM209 130V131H208ZM252 130V131H251ZM36 131L35 134H38V132ZM214 131V132H213ZM217 131V132H216ZM245 131V132H244ZM5 132H3V134H5ZM227 132V133H226ZM232 132V133H231ZM235 132V133H234ZM242 132V133H241ZM249 132V134H248ZM256 132L257 135H256ZM226 133V135H224ZM229 133V134H228ZM231 133V134H230ZM222 134V135H220ZM228 134V135H227ZM233 134V135H232ZM255 134V136H254ZM36 135V136H39ZM215 135V136H214ZM250 135V136H249ZM205 136H207L205 138ZM225 136V137H224ZM234 136V137H233ZM238 136V137H237ZM211 137V138H210ZM232 137V138H230ZM251 137V138H250ZM255 137V138H253ZM42 138V137H41ZM43 138H45L43 136ZM208 138V139H207ZM214 140H213V139ZM221 138V139H220ZM226 138V139H225ZM241 138V139H240ZM209 142V140H211ZM231 139V140H230ZM250 139V142H249ZM253 139H255L253 141ZM229 140V141H227ZM243 142H242V141ZM259 140V142H258ZM261 140V141H260ZM205 141V142H203ZM208 141V142H207ZM215 144H214V142ZM237 141V142H236ZM249 143H248V142ZM258 142V143H255ZM223 142V143H222ZM227 142V143H226ZM231 142V143H230ZM245 142V143H244ZM254 142V145H253ZM205 143V144H204ZM229 143V144H228ZM239 143V144H238ZM260 143V144H259ZM208 144V145H207ZM210 144V148L209 147ZM213 144V145H212ZM226 144V145H225ZM236 144V145H235ZM238 144V145H237ZM241 144V145H240ZM248 144V145H246ZM251 144V146L249 147V145ZM257 144V145H256ZM215 145L217 147V150H215ZM223 145V146H222ZM228 145V146H227ZM235 145V146H234ZM240 145V146H239ZM246 145V146H245ZM209 148H208V147ZM219 146V147H218ZM222 146V150L220 149V147ZM245 146V147H244ZM248 146V147H247ZM257 146V147H256ZM226 147V148H225ZM230 149H229V148ZM237 147V148H235ZM239 147V148H238ZM208 148V149H207ZM219 148V151H218ZM243 150H242V149ZM254 148V149H253ZM262 148V149H261ZM224 149V150H223ZM225 149L227 151H225ZM234 149V150H233ZM246 149V152H245ZM257 149V150H256ZM208 154H206L205 152ZM229 150V151H228ZM231 155L230 154V151ZM238 150V151H237ZM242 150V151H241ZM211 151V152H210ZM215 151V152H214ZM218 151V153H217ZM222 153H221V152ZM244 152V154H243ZM258 152V153H257ZM263 154H262V153ZM227 153V154H224ZM235 153V154H234ZM15 154V152L13 153V155ZM35 154V153H34ZM37 154V153H36ZM35 154V155H36ZM211 154V156H210ZM221 154V155H220ZM259 154V155H257ZM16 155V154H15ZM35 155H34V160L33 158L30 160V162L28 161L26 163L27 165V169L29 168L30 164V168L31 169L33 167V169L31 170V176L29 183H33V185H36V183L40 184V186L44 185V184H48L47 182V177L50 178V174L51 171L54 172L53 169H49L46 165H40L42 163H37L38 159L36 157L35 160ZM223 155V156H222ZM257 155V156H256ZM262 156V161H261V156ZM213 156V157H212ZM223 158H222V157ZM16 157V156H14ZM209 157V158H208ZM218 162H216L217 160ZM219 157V159H218ZM227 157V158H226ZM259 157V158H258ZM214 160H213V159ZM210 159V160H209ZM226 159V160H225ZM258 159V160H257ZM17 160V159H15ZM34 162H33V161ZM212 160V161H211ZM216 160V161H215ZM220 160V161H219ZM222 160V161H221ZM260 160V161H259ZM32 162V163H31ZM210 162V163H209ZM222 162V163H220ZM17 163V162H16ZM29 163V165H28ZM35 163V164H34ZM218 164V165H214V164ZM19 164V162H18ZM61 164V161H60ZM36 168H35V166ZM39 167H38V166ZM41 166V168H40ZM43 166V169H42ZM64 165H60L59 168L57 169L58 172V176L60 178V181L62 182V193L66 195L67 198H69L70 201H72V206H75L74 209L72 207V209L68 212V211H64L67 210L66 205L60 201V194H59V188H56V185L53 184V187L58 189L55 190L56 194L54 193V191H49L47 192L46 195H48V197H46L45 194H43L42 198L41 195L39 196L38 194H36V196H38L36 200V197L34 196V194L32 195L34 198H32L31 194L33 192H30L31 194L28 192V197L31 198L27 200L28 206L26 205V211H24V213H26V215H22L24 216V219H26V221H24V230L28 233H30L31 231H33V233L31 232L28 235H31V239L30 237H28L27 242L25 243V245H29L28 243H34L33 245L38 244V246H34V250L37 248H41V251H37V253L39 252V255H41L42 261H40L41 264H90V259H91V264L95 263L92 262V257H93V253L91 251L94 252L93 248H88V243L86 244L85 241L82 239L78 240V235H81V233L84 232L85 235L90 234L91 231L94 229V227H96V220L92 219L88 214L87 211H83V208L80 207V202L78 201L77 197L75 194H73L74 190H72L73 186V182L70 180L69 178V174L67 176L64 177ZM142 166H145L142 164ZM218 166V167H219ZM45 167V169H44ZM61 167V169H60ZM14 168L17 169V165H14ZM35 168V170H34ZM39 169V170H38ZM48 169V170H47ZM60 169V170H59ZM192 170L195 171L194 167H192ZM40 171V172H38ZM47 171V173H46ZM50 171V172H49ZM192 171V172H193ZM33 173V174H32ZM38 173V174H37ZM46 173V174H45ZM50 173V174H49ZM41 174V175H40ZM43 174V175H42ZM33 175V176H32ZM46 177H45V176ZM40 176V177H39ZM62 176V177H61ZM257 176V175H256ZM15 177V175H14ZM34 177V178H33ZM48 178V179H49ZM59 178L56 182L59 181ZM263 178V179H261ZM43 179V181H42ZM260 179V180H259ZM17 180V175L14 179V181ZM40 180V181H39ZM255 180H257V182L253 185V189L256 190L261 196H259V198H257V200H259L260 202L264 203V175H261L260 177L256 178ZM17 182V181H16ZM35 182V183H34ZM41 182V183H40ZM261 182V183H260ZM69 185H67V184ZM46 184V185H47ZM256 184H258L257 186H255ZM263 185V186H262ZM52 186V185H51ZM255 186V187H254ZM38 187V186H36ZM35 187V188H36ZM68 189H67V188ZM257 187V188H256ZM211 188V189H210ZM39 189L36 188V190ZM204 189V192H203ZM203 189H198L196 191H192L189 192L188 191V195H186L185 197H187L186 199L184 198V200L182 201H175L176 206L178 209L180 208V211L178 212L177 209H174L175 207L172 206L173 203L171 202V207L175 210H173L172 208L169 207V211L167 213H165V211H163L165 214H163V212L161 214L163 215H167V216H160V222L159 225H163L164 221L165 224L164 226L168 227L169 229H172V231L170 232V230L166 227L167 233H168V240H164L163 243H158L160 246H158V244H156L154 247H156L155 250V254L153 256V258L155 259L154 261H156V263L154 264H161V260H162V264H172V262L174 264H264V245L261 247V245L264 243L263 239L264 238V213L258 215L256 209H249L248 207H245L244 204H241V209L240 210V215L238 214V209L235 208V205L230 206V207H224L225 204H220L218 205V202L213 200L214 198H212L210 195L213 196V192L212 191V187L210 186H206ZM207 189V190H206ZM209 189V190H208ZM29 190V189H28ZM27 190V191H28ZM206 190V191H205ZM58 191V192H57ZM199 191V192H198ZM70 192V193H69ZM196 192V193H195ZM201 192V193H200ZM207 192V193H206ZM53 193V194H50ZM58 193V196H57ZM194 193V194H193ZM203 193V194H202ZM209 193V194H208ZM198 194V195H197ZM203 196L201 198V195ZM205 194H206V199H205ZM51 198H49L50 196ZM55 195V196H54ZM58 198H57V197ZM197 196V197H195ZM45 197V198H44ZM258 197V195H257ZM75 198V200H74ZM191 198V199H190ZM195 198V199H194ZM210 200H209V199ZM212 198V199H211ZM49 199V200H48ZM72 199V200H71ZM189 199V200H188ZM203 201H201V200ZM262 199V200H261ZM33 200V201H31ZM39 204V207L41 206L42 208L37 209L34 214H32L33 211V207L31 205H33L32 203H35V201ZM53 200V203H52ZM57 200V201H56ZM158 202L160 201L159 199H157ZM186 200V201H185ZM196 200V201H195ZM207 204H206V202ZM28 201L30 203H28ZM41 201V202H40ZM48 201V203H47ZM51 201V202H50ZM59 202V205L57 204ZM184 201L186 203H184ZM211 201V203H209ZM163 202V201H161ZM159 202V203H161ZM180 202V203H179ZM182 202V203H181ZM53 205H52V204ZM78 203V204H77ZM178 203V204H177ZM196 203V204H194ZM204 203V204H203ZM215 203V204H214ZM30 204V206H29ZM36 204V203H35ZM44 204V205H43ZM46 204V205H45ZM51 204V205H50ZM56 204V206L54 205ZM180 204H183L180 205ZM190 204V205H188ZM204 207H203V205ZM206 204V205H205ZM214 204V205H213ZM49 205V206H48ZM58 205V206H57ZM77 205V206H76ZM186 205V206H185ZM188 205V206H187ZM202 205V207H201ZM209 205V207L207 206ZM213 207L212 209V206ZM221 205V206H220ZM51 206V207H50ZM63 206V207H62ZM65 206V207H64ZM79 206V207H78ZM198 206V207H197ZM200 206V208H199ZM217 206V207H216ZM219 206V207H218ZM47 207V208H46ZM54 207V208H53ZM56 207L59 209L57 211V215H56V211L54 212V210H57ZM182 207V208H181ZM185 207V208H184ZM190 207V208H188ZM208 207V208H207ZM211 207V208H210ZM222 207V208H221ZM31 208V209H30ZM61 208V209H60ZM66 208V209H65ZM233 208V209H232ZM244 208V210H243ZM47 209V210H46ZM187 209V210H186ZM200 209V211H199ZM207 209V210H205ZM212 209V210H211ZM231 209V211H229ZM248 210V212H246ZM30 210V211H29ZM63 213H60L62 212ZM171 210V212H170ZM173 210V211H172ZM181 210H183V213L181 215L180 212H182ZM186 210V212H184ZM216 210V211H214ZM235 210V212H234ZM246 210V211H245ZM256 210V211H255ZM41 211V212H40ZM72 211V212H71ZM74 211V213H73ZM81 211V213L79 212ZM198 211V212H197ZM210 211V212H209ZM222 212L223 213H218V212ZM229 211V212H228ZM250 211H255L253 213H255L254 215L252 214L251 216V212ZM29 212V213H28ZM46 212V213H44ZM68 212V213H67ZM173 212H178L176 214H174ZM213 212V213H212ZM216 212V213H215ZM250 212V214H249ZM259 212V211H258ZM37 213V214H36ZM60 215H59V214ZM71 215H70V214ZM73 213V216H72ZM85 213V214H83ZM170 213V214H169ZM186 213V214H185ZM189 213V214H188ZM198 213V214H197ZM215 213V214H214ZM228 213V214H227ZM232 213V214H231ZM235 213V214H233ZM31 214V216H30ZM39 214V215H38ZM51 214V215H50ZM69 214V219H68V215ZM78 214L80 217H78ZM172 216V218L169 216ZM173 214V215H172ZM186 216H185V215ZM188 214V215H187ZM191 214V215H190ZM257 214V215H256ZM38 215V216H37ZM45 217H44V216ZM184 215V218H183ZM190 215V216H189ZM206 215V216H205ZM219 215V216H218ZM230 215V216H229ZM234 217H232V216ZM235 215V216H234ZM256 215V216H255ZM54 216V217H53ZM66 216V219L65 217ZM89 219H88V217ZM174 216V220L173 219ZM204 216V217H202ZM229 216V217H228ZM236 216L239 217L236 219ZM241 216V217H240ZM245 217L246 223L250 224L251 226L252 223L254 224L252 229L254 230V233L252 232V237H249V235L244 231V227L240 226L243 225L240 223V220L242 219V217ZM248 216H250V218H257V219H250L248 218ZM28 219H27V218ZM34 217V218H33ZM61 218V219L58 221ZM74 217V218H73ZM78 217V218H77ZM87 217V218H86ZM170 217V221L172 222H168L166 223L167 219H169ZM176 217L179 219H182L180 224H182L180 226V224H176L178 223V221H175ZM188 217V219H187ZM216 217V218H215ZM23 218V217H21ZM73 218V219H72ZM166 218L164 221L163 219ZM190 218V219H189ZM192 218V220H191ZM213 218V219H212ZM220 218V219H219ZM241 218V219H240ZM259 218V219H258ZM261 218V219H260ZM37 219V220H36ZM48 219V220H47ZM65 219V220H63ZM178 219V220H179ZM218 219V220H216ZM228 219V220H227ZM239 219V220H238ZM40 220V221H39ZM69 220V221H67ZM83 222H81V221ZM91 222H89V221ZM92 220V221H91ZM163 222H162V221ZM177 220V219H176ZM195 220V221H194ZM209 220V221H208ZM211 220V221H210ZM232 220V221H230ZM235 220V221H234ZM252 220V221H251ZM257 220V221H255ZM260 220V221H258ZM28 221V222H27ZM34 221V223L32 222ZM43 221V222H42ZM55 221H58L55 222ZM64 221L65 224L63 223ZM74 223L69 225L68 222ZM80 221V222H79ZM87 221V222H86ZM95 221V222H93ZM189 221V222H188ZM192 221V222H191ZM208 221V222H205ZM220 221V222H219ZM27 222V223H25ZM54 224H53V223ZM63 224H62V223ZM174 222V223H173ZM176 222V223H175ZM222 222V223H221ZM238 222V223H236ZM259 222V223H257ZM263 222V224H262ZM31 223V224H30ZM51 223V224H50ZM68 223V225H67ZM80 223V224H79ZM84 223V224H82ZM86 223V224H85ZM94 223V224H93ZM170 223L175 224V225H171ZM188 223L189 227H191L190 230L188 225L186 224ZM202 223V224H201ZM236 223V224H235ZM256 223V224H255ZM30 225L28 227V225ZM44 224V225H43ZM48 224V225H47ZM62 224V225H59ZM234 224V225H233ZM240 224V225H239ZM259 224V226L257 225ZM262 224V226H261ZM66 227H65V226ZM74 225V226H73ZM80 225H84V228L81 227ZM90 225V227H89ZM95 225V226H94ZM195 225V226H194ZM207 225V226H206ZM214 225V226H213ZM226 225V226H225ZM44 226V229L42 228ZM59 226V227H58ZM70 226V228H69ZM87 228H86V227ZM94 226V227H93ZM177 226V227H175ZM180 226V228L178 227ZM28 227V228H27ZM58 227V229H57ZM61 227V229H60ZM73 227V228H72ZM80 227V228H79ZM172 227V228H171ZM174 227V230H173ZM185 227V228H184ZM205 227V228H204ZM255 227V228H254ZM257 227V229H256ZM259 227H262L259 228ZM56 228V231H54ZM65 228V229H64ZM183 228V229H182ZM214 228V229H213ZM220 228V230H219ZM225 228V229H224ZM234 228V229H233ZM237 230H236V229ZM240 228V229H239ZM243 229V233H242V229ZM259 228V229H258ZM36 234L34 233V230ZM54 229V230H53ZM72 229V230H70ZM84 229V231H83ZM182 229V230H181ZM185 229V230H184ZM213 229V230H212ZM233 229V230H232ZM81 230V231H80ZM89 230V231H88ZM178 230V231H177ZM180 230V231H179ZM203 230V231H202ZM207 230V231H206ZM228 230V231H227ZM259 230V231H258ZM261 230V231H260ZM72 233L70 234V238L67 237L69 235V232ZM72 231V232H71ZM80 231V232H79ZM169 231V232H168ZM177 231V232H176ZM216 231V233H215ZM234 231H237L234 232ZM257 231V233H256ZM41 232V233H40ZM46 232V233H45ZM52 232V233H51ZM181 234H180V233ZM191 232H195L194 234L197 233V238H200L201 240H199V243H203L204 245H202L201 243L199 244L200 248L191 244L190 243V238L191 235L193 233ZM262 232V233H261ZM56 233V234H55ZM58 233V234H57ZM191 233V235H190ZM228 233V234H227ZM261 233L263 236H258L257 234ZM54 234V235H53ZM64 234V236H63ZM66 234V235H65ZM78 234V235H77ZM169 234H171L169 236ZM180 234V235H179ZM199 234V237H198ZM213 234V235H212ZM243 236L241 238L238 237V235ZM245 234V235H243ZM248 236H247V235ZM256 234V235H255ZM42 236V242H40L41 237ZM56 235V236H55ZM72 235V236H71ZM77 235V236H76ZM176 235L177 238L175 237ZM63 236V237H62ZM181 236V237H180ZM189 236V237H188ZM258 236V238L256 237ZM15 238H13L12 236V240L10 243V247H13L14 250H16L17 245H19L20 243L17 240V237L14 236ZM33 237V238H32ZM38 237V238H37ZM55 237V238H54ZM57 237V239H56ZM67 237V238H66ZM73 237V239H72ZM202 237V238H201ZM209 237V238H208ZM234 237V239H233ZM254 237L257 239H254ZM35 238V239H34ZM37 238V239H36ZM180 238L179 240H176ZM185 240H184V239ZM204 238V239H203ZM226 238V239H225ZM240 238V239H239ZM46 239V240H45ZM54 239V240H53ZM71 239V242H69V240ZM75 239V240H74ZM175 239V240H174ZM181 239H183L181 241ZM204 241H203V240ZM207 239V240H206ZM214 239V240H213ZM219 239V240H218ZM236 239V240H235ZM238 239H239V244H238ZM248 239V240H247ZM251 241H250V240ZM261 239V240H260ZM34 240V242H33ZM37 240V243H36ZM39 240V241H38ZM173 240V241H172ZM206 240V241H205ZM244 240V241H243ZM80 241V244H79ZM83 241V242H82ZM172 241V242H170ZM176 241V242H175ZM178 241V242H177ZM181 241V242H180ZM209 241V242H208ZM228 241V242H227ZM231 241V242H230ZM241 241V242H240ZM250 241V242H249ZM257 241V242H256ZM261 241V243H260ZM14 242V243H13ZM17 242V244H15ZM167 242V243H166ZM206 242V244H205ZM217 242V243H216ZM245 242V243H243ZM42 243V244H41ZM61 243V244H60ZM71 243V244H70ZM84 243V244H83ZM141 244H147V243H142ZM140 243H138V248L141 249V254L144 253L145 249H143V246L145 245H141ZM165 243V244H164ZM215 243V244H214ZM219 243V244H218ZM251 243V244H249ZM44 244V245H43ZM47 244L49 245L48 247ZM63 244V245H62ZM92 245V243H90ZM168 244H172L171 246ZM175 246H174V245ZM178 244V245H176ZM185 244V245H184ZM187 244V246H186ZM233 244V245H232ZM261 244V245H260ZM40 245V247H39ZM74 245V248H73ZM78 245V246H77ZM83 248H82V246ZM141 245V246H140ZM163 245V246H162ZM164 245H168V246H164ZM182 245V247H181ZM193 247H190L192 246ZM246 245V246H245ZM253 245V246H252ZM16 246V247H15ZM44 246L46 248L43 249ZM80 246V247H79ZM158 246V247H157ZM174 246V247H173ZM181 248H179V247ZM206 246V247H205ZM237 246V247H236ZM50 247V248H49ZM166 248L165 250L162 248ZM190 247V248H189ZM202 247V248H201ZM222 247H224L222 249ZM228 247V248H227ZM242 247V248H241ZM246 247V248H245ZM252 247V250H251ZM258 247V249L256 248ZM13 248L11 249L12 251ZM76 248V249H75ZM86 248V249H85ZM163 252H161L160 250ZM175 248V249H174ZM186 248V250H185ZM188 248V249H187ZM211 248V249H209ZM241 248V249H240ZM263 248V249H262ZM18 249V248H17ZM44 251H43V250ZM50 249V250H48ZM71 249V250H70ZM92 249V250H90ZM182 249V252H181ZM215 249V250H214ZM218 249V250H217ZM248 249V250H247ZM20 250V249H19ZM75 250V251H74ZM87 250V251H86ZM179 250V251H178ZM206 250V251H205ZM256 253H254L255 251ZM17 251V250H16ZM36 251V250H35ZM46 251V252H45ZM77 251V253H76ZM84 251V252H83ZM160 251V253H158ZM175 251V252H174ZM185 251V252H184ZM190 251V253H189ZM191 251H195L196 254L198 255V258L196 257V254ZM199 251V252H198ZM201 251V252H200ZM211 251V252H210ZM219 251V253H218ZM263 251V252H262ZM18 252V251H17ZM16 252V253H17ZM43 252V254L41 253ZM72 252V253H71ZM88 255H87V253ZM165 252V253H164ZM183 252H184V256H183ZM198 252V253H197ZM204 252V253H203ZM206 252V253H205ZM215 252V254L213 253ZM217 252V253H216ZM248 256H247V253ZM44 253H46L44 256ZM48 253V254H47ZM85 253V254H84ZM186 253V254H185ZM209 253V254H208ZM213 255H211V254ZM232 253V254H231ZM156 254H158V256L160 254H162V256H165V258L161 257L160 258L158 256H156ZM175 254V255H174ZM195 254V255H194ZM207 254V255H206ZM217 254V255H216ZM223 254V255H222ZM244 254V255H243ZM246 254V255H245ZM254 254V255H253ZM49 255V256H48ZM80 255V256H79ZM137 255V254H136ZM177 255V256H176ZM263 255V256H262ZM82 256V257H81ZM91 258H87L90 257ZM156 256V257H155ZM175 256V257H174ZM195 256V260L191 259L194 258ZM226 256V257H225ZM247 256V257H246ZM258 256V257H257ZM262 256V257H261ZM79 257V258H77ZM167 257V258H166ZM170 259H169V258ZM180 257V259H179ZM220 257V258H219ZM255 257V259H254ZM261 259H260V258ZM159 258V259H158ZM162 258V259H161ZM186 258V259H185ZM201 258V259H199ZM206 258V259H205ZM208 258V259H207ZM216 258V259H215ZM227 258V259H226ZM238 258V259H237ZM252 258V259H251ZM45 259V260H44ZM88 259V261L86 260ZM157 259V260H156ZM168 259V260H167ZM197 259V260H196ZM221 259V260H220ZM245 259V260H243ZM258 259V260H256ZM79 260V261H78ZM81 260V261H80ZM84 260V261H83ZM148 260V261H147ZM147 263H145L146 261H144L145 264H153L151 263L150 259H147ZM150 260V261H149ZM181 260V261H180ZM185 260L187 262H185ZM199 260V262H198ZM213 260V261H212ZM227 260V261H224ZM239 260V261H238ZM159 261V263H157ZM166 261V262H165ZM170 261V263H169ZM178 261V262H177ZM180 261V262H179ZM192 263H191V262ZM194 261V262H193ZM218 261V262H217ZM149 262V263H148ZM197 262V263H196ZM239 262V263H238ZM245 262V263H244ZM39 263V264H40ZM14 264H17V261L14 262ZM97 264V263H96Z\"/></svg>","mask_w":264,"mask_h":264}]
</instances>
